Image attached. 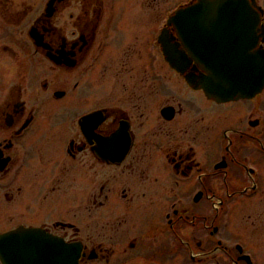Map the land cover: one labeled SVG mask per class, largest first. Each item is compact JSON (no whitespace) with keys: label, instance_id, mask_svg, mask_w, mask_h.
I'll return each instance as SVG.
<instances>
[{"label":"flooded vegetation","instance_id":"flooded-vegetation-1","mask_svg":"<svg viewBox=\"0 0 264 264\" xmlns=\"http://www.w3.org/2000/svg\"><path fill=\"white\" fill-rule=\"evenodd\" d=\"M214 1L0 0V236L40 264L59 243L77 264H257L264 85L206 82L264 73V0H244L257 21Z\"/></svg>","mask_w":264,"mask_h":264},{"label":"water","instance_id":"water-1","mask_svg":"<svg viewBox=\"0 0 264 264\" xmlns=\"http://www.w3.org/2000/svg\"><path fill=\"white\" fill-rule=\"evenodd\" d=\"M201 1V0H200ZM217 5H222L226 8V12L235 14L237 21H256L257 17L254 15V10L249 12L248 3L243 0H224L220 2H215ZM244 30L254 29L255 27H245L242 26ZM168 61L171 64V66L179 71H183L184 65L182 64V61L179 59H176L173 54L168 55ZM187 81L192 86H197L198 82L195 76H186ZM207 85H210L211 88L207 89L206 91L208 95H211L215 97L218 100H229L232 98L237 97H247L250 95H253L255 92H257L261 85L264 84V73L262 75H259L256 73V66H255V60L248 61H240L236 60L234 65L230 64L229 66L226 64L223 69L220 71L219 74L214 75L211 77V81L206 82ZM21 232V231H20ZM20 232L18 230L11 233V236L9 235H2L0 236V255L2 258L5 257L6 262L9 261L8 255H12V260H15L13 264H38L37 262V252L31 251L30 249H24L21 244L18 243V246L11 248V250H7L5 247L10 240V237H13V239H16L17 237H20ZM30 236V234H28ZM15 244V243H14ZM61 246V252L64 253L63 245ZM24 253H27V255L31 254V257L25 256L24 258H20V255H26ZM13 255L16 256V258H13ZM36 255V257H35ZM78 253H75V259L71 256L69 260V264H76L77 262V256ZM62 264V263H61ZM64 264V263H63Z\"/></svg>","mask_w":264,"mask_h":264},{"label":"rangeland","instance_id":"rangeland-1","mask_svg":"<svg viewBox=\"0 0 264 264\" xmlns=\"http://www.w3.org/2000/svg\"><path fill=\"white\" fill-rule=\"evenodd\" d=\"M250 247V245H248ZM253 253L254 259L257 261V264H264V254L255 247H250Z\"/></svg>","mask_w":264,"mask_h":264}]
</instances>
